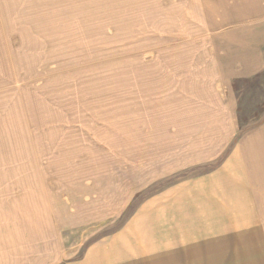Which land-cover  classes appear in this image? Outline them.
Listing matches in <instances>:
<instances>
[{
    "label": "rangeland",
    "instance_id": "1",
    "mask_svg": "<svg viewBox=\"0 0 264 264\" xmlns=\"http://www.w3.org/2000/svg\"><path fill=\"white\" fill-rule=\"evenodd\" d=\"M244 13L252 19L237 21ZM222 17L230 21L219 25ZM256 23L264 29V0H0V264H133L155 244L145 239L159 224L165 241L176 240L184 185L192 193L189 182L216 175L264 128V71L228 89L206 68L212 53H229L236 31ZM216 94L231 104L233 137L219 138L210 159H197L201 146L192 153L197 139L185 138V159L174 161L180 119L187 132L192 114L228 110L189 113L182 103ZM211 120L199 135L216 128ZM243 152L249 176L263 181L264 132ZM167 161L165 174L146 171ZM254 187L264 215V184ZM154 200L140 239L124 232ZM262 220L254 240L250 231L235 237L236 249L218 239L191 262L167 264H264Z\"/></svg>",
    "mask_w": 264,
    "mask_h": 264
},
{
    "label": "crops",
    "instance_id": "2",
    "mask_svg": "<svg viewBox=\"0 0 264 264\" xmlns=\"http://www.w3.org/2000/svg\"><path fill=\"white\" fill-rule=\"evenodd\" d=\"M234 7L235 5L232 8ZM247 7L248 5L246 7H240L238 10L242 11V14L243 12H246ZM225 10L229 11L230 9L227 8ZM235 10V8L232 9L234 12ZM248 15L253 17L251 14ZM255 17L257 19V14H255L254 18ZM221 19L222 20L219 22V25L227 24V22L230 21V19L224 20V17ZM250 19L252 18H248V16L244 13L242 18H238L237 21L245 22L246 20ZM259 26L260 25L256 23L253 25V28L247 29L244 26V28L242 27V29L240 28V30L236 31V37L235 39H232L230 48H228L229 50L227 51L229 53H219L218 51L212 53L214 56L211 58L210 65H207L206 67L211 69L215 68V73H217V75L212 79V81L223 82L229 89V87H231L232 81L235 79L255 77L264 71V58L262 50L264 45V29L260 30L261 28ZM230 32H226L227 36L228 34L230 35ZM198 94H194L193 96L196 97ZM216 95L218 97H203L198 101L194 98V102L186 101L182 103L186 106H193V111L191 108L188 109L189 113L195 112V107L202 105L207 107L217 105V107H221L225 104L227 105L228 110H225L226 108L223 107L218 110L217 114L205 115L203 116L205 119L202 118L201 120L196 118L197 116L195 114H192L193 116L188 118V122L194 121V129L191 131L190 129L186 130L184 128L187 132L181 130L182 125L180 122H182V120L180 119L178 123L179 130L177 131L176 135L178 141L176 142L181 144V149H178V154L180 155L177 156L174 161L177 160L180 162L182 157H185L182 155L184 152H186L183 150L185 138L188 139L189 144L193 138L199 140H194L191 142L192 153L196 152V148L198 146H201L200 148H202L197 159H203L204 155V158L210 159L218 151L219 138H221L220 140H223L233 137L235 131V118L231 109V104L229 102L225 103L224 99L219 97L220 95ZM193 96L190 95L189 98H192ZM212 118L214 121H216V128L212 129L211 127L207 130L205 135H199L197 131L200 129L198 128L204 129V127L213 121L211 120ZM184 121L186 122V120ZM198 121H202V123L198 125ZM263 132L264 128L255 131L245 140H243L237 149L231 153L223 167L219 169L220 171L215 173L216 175L210 174L205 181H200L201 183L189 182L188 185L192 184L194 188L192 193H186V185H184V194L182 195V200L184 199L185 201H188V203L185 206L186 209L183 211L182 208L180 212V215L184 217V220L178 224L180 230H178L175 234L176 240L165 241L164 236H166V233L163 231L162 226L160 224L159 226L157 225L159 222L154 223L157 225V228L155 231H153V236H147L145 240L147 242H155V244H151L149 246V251H145V248H142L139 252H137L140 254V257L136 258L135 261L133 260L130 263L167 264V261L170 257L177 258L178 260H180L181 257H187V261L191 262V260L198 254L200 255L201 252L202 255L204 254L205 246L209 242L217 241L218 239L223 241L229 240L230 249H236L239 244V241L235 238L237 235L250 231L252 238L251 240H254L257 235L262 233V229L257 228L261 227V221H263L262 218L264 219V215L261 214L260 210L258 209L260 206L259 198L253 194L256 192V187H254V185H263L264 180L261 181L249 176V170L253 171V168L251 167L250 162H247L248 157H246V152L245 155H243V151L245 147H247V145H249L255 139V136H259ZM200 138H203L204 140H200ZM193 157L195 156H192L190 152L189 157H187L188 161H191ZM168 162L169 161L162 163L163 166L156 165L157 167H154V164L151 162L147 164L146 171L151 176L154 174L156 176H160V174L167 171L168 166H165V164ZM150 164H152L151 167ZM161 200L162 199L157 201ZM155 201L156 200H154L153 203L151 201L143 203L133 215L134 218L129 222L130 224L124 232L130 230L132 234L136 235L137 238L140 239V230L146 225V220L148 218L155 217L152 216L151 211H149L150 207H155V204L157 203H155ZM152 209L154 210V208ZM159 216H161V213H157L156 218L154 219H157V217L159 219ZM219 218L222 219L219 221ZM203 219H206L204 223L202 221ZM234 232L237 233L234 234ZM203 238L206 240L200 241ZM181 244L184 246H182L183 248L180 247L175 249L177 252L170 250L175 246H181ZM167 249L171 252L166 254L161 253L148 255V253L151 252H166L165 250ZM172 252L174 253L172 254ZM183 264H185V262Z\"/></svg>",
    "mask_w": 264,
    "mask_h": 264
}]
</instances>
